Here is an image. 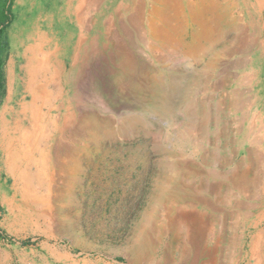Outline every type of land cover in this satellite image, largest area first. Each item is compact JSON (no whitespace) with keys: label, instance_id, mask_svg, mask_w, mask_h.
Wrapping results in <instances>:
<instances>
[{"label":"rangeland","instance_id":"obj_1","mask_svg":"<svg viewBox=\"0 0 264 264\" xmlns=\"http://www.w3.org/2000/svg\"><path fill=\"white\" fill-rule=\"evenodd\" d=\"M66 1L12 0L0 34V264H264V0H83L88 27L56 28ZM32 31L60 71L40 109ZM17 128L26 201L1 149Z\"/></svg>","mask_w":264,"mask_h":264},{"label":"bare ground","instance_id":"obj_2","mask_svg":"<svg viewBox=\"0 0 264 264\" xmlns=\"http://www.w3.org/2000/svg\"><path fill=\"white\" fill-rule=\"evenodd\" d=\"M83 1V0H82ZM81 4V3H80ZM77 12L75 13L76 16ZM78 18V17H77ZM79 20V19H78ZM36 39H35V37ZM25 39L22 41V44L28 41L36 40V42H33V44L29 45L28 47H24V52L22 53V59L24 63L23 67V75H24V87L25 90L28 92V94L31 97V100L28 103V108L34 109V108H42L41 106L46 105L45 100L49 99L50 96V88L53 89V87H56L57 85L60 86L61 81H58V77L60 76L59 69L55 66L56 62V55H57V49H51V39H47V36L44 33L38 32V31H32L28 32V34L25 36ZM77 39V38H76ZM81 38L79 39L77 43V50L81 43ZM15 43L18 44L16 41ZM46 45H50V48H46ZM15 46V45H14ZM18 47V46H17ZM57 47V46H56ZM15 48V47H13ZM19 49V48H18ZM17 53V52H16ZM21 54V53H20ZM30 54V55H29ZM15 57V56H14ZM20 57V56H19ZM17 57V59L19 58ZM21 61V60H20ZM17 63V62H16ZM19 63V62H18ZM61 66V65H60ZM18 68V67H17ZM12 69V67H11ZM63 69V68H62ZM21 72V71H20ZM21 75V74H19ZM19 75L17 77H19ZM18 79V78H17ZM20 79V78H19ZM16 81V80H15ZM18 81V80H17ZM21 81V80H20ZM19 84V83H18ZM22 86V85H21ZM18 88V87H17ZM15 89V88H14ZM57 89V88H56ZM55 89V90H56ZM59 90V89H57ZM9 91V90H8ZM24 91V90H23ZM55 92V91H54ZM58 92V91H56ZM62 92V89H61ZM21 93V92H20ZM25 93V92H24ZM26 94V93H25ZM62 94V93H61ZM15 98V97H14ZM27 98V97H26ZM60 98V97H59ZM8 99V97H7ZM24 99V98H23ZM28 99V98H27ZM26 100V99H25ZM49 101V100H48ZM51 101V100H50ZM52 102V101H51ZM49 103V102H48ZM47 103V105H48ZM6 104V103H5ZM63 105V104H62ZM5 106V105H3ZM9 106V105H8ZM24 106V105H23ZM6 107V106H5ZM4 107V108H5ZM26 105L24 106V108ZM62 107V106H61ZM23 108V107H22ZM59 108V107H58ZM57 108V109H58ZM13 110V109H12ZM25 110V109H24ZM42 110V109H41ZM51 110V109H50ZM4 111V110H3ZM11 111V110H10ZM23 109L21 110V112ZM19 112V111H18ZM34 112V111H33ZM9 113V112H7ZM63 115L64 122H67L69 117L68 113L67 115L64 113H61ZM5 116V115H4ZM11 116V115H10ZM45 116V115H44ZM55 116V115H54ZM6 117V116H5ZM33 117V116H32ZM9 118V117H8ZM48 118V117H47ZM46 118V120H47ZM52 118V117H51ZM57 119V118H56ZM7 120V119H6ZM21 120V119H20ZM58 125V123H57ZM13 127V126H12ZM16 127V126H15ZM32 128V127H30ZM29 128V129H30ZM57 128V127H56ZM4 129V128H3ZM2 129V130H3ZM19 131V128H17ZM28 129V130H29ZM1 130V131H2ZM10 130V129H9ZM14 131V128H13ZM17 131V130H16ZM31 131V130H29ZM44 131V130H43ZM51 131V129H50ZM53 131V130H52ZM58 131V130H57ZM12 132V131H10ZM35 132V131H34ZM33 132V133H34ZM36 133V132H35ZM34 133V134H35ZM47 133V132H46ZM54 133V132H53ZM52 133V134H53ZM10 134V133H9ZM32 134V133H31ZM30 134V135H31ZM8 135V134H7ZM39 135V133H38ZM11 136V135H10ZM26 135V133L19 131L18 135H14L12 139H9L10 141L8 143H4L5 146H2L1 149L3 150L5 157L7 160V167L9 170L8 173L11 174V177L14 178L15 183L17 181H22L23 186L20 191V195L22 196V199L24 201L30 198L32 195H34L37 191V189L34 188V182H35V175L34 171L32 172V166L34 165L32 160H28L29 156V148L32 146L33 143H31L32 140H30L29 136ZM42 136H44L42 134ZM38 138V137H37ZM47 138V137H46ZM54 138V136H53ZM4 141V140H3ZM40 143V142H39ZM46 143V141H45ZM47 144V143H46ZM2 145V144H1ZM41 145V143H40ZM43 147V146H42ZM49 147V145H48ZM45 149V148H43ZM1 151V150H0ZM36 150H34L35 152ZM43 151V150H42ZM45 152V151H44ZM47 152V151H46ZM50 157V156H49ZM40 158V157H39ZM48 158V156H47ZM27 159L28 162L24 163L23 161L19 162V165L12 164L11 161H17V160H23ZM50 160V159H49ZM47 161V160H46ZM50 162V161H49ZM47 163V162H46ZM66 163V161H65ZM49 164V163H48ZM47 165V164H46ZM57 165V164H55ZM65 165V164H64ZM39 166V165H38ZM41 166V165H40ZM49 166V165H48ZM52 166V165H51ZM6 167V166H5ZM47 168V166H46ZM35 169V168H34ZM53 170V169H52ZM38 171V170H37ZM36 173V172H35ZM55 174V173H54ZM3 175V174H2ZM1 175V176H2ZM6 175V174H5ZM47 175V174H46ZM52 175V174H51ZM54 177V176H53ZM52 177V178H53ZM50 177H48L49 179ZM13 180V181H14ZM53 180V179H52ZM6 182V181H5ZM14 183V182H13ZM12 183V184H13ZM38 183V182H37ZM19 184V183H18ZM48 184V183H47ZM50 184V183H49ZM48 184V185H49ZM53 184V183H52ZM22 185V184H21ZM17 186H15L16 188ZM19 187V186H18ZM41 187V186H40ZM8 189V188H7ZM55 189V188H54ZM7 191V190H6ZM12 191V190H11ZM9 194V193H8ZM15 195V194H14ZM18 195V194H17ZM40 196V194H39ZM44 196V195H43ZM46 196V195H45ZM20 197V196H19ZM4 198V197H3ZM41 198V197H40ZM30 201V200H29ZM32 203V202H31ZM25 205V204H24ZM30 205V204H29ZM34 207V205H33ZM24 209V208H23ZM35 209V208H34ZM49 212V211H48ZM48 218V217H47ZM256 261V260H255Z\"/></svg>","mask_w":264,"mask_h":264},{"label":"crops","instance_id":"obj_3","mask_svg":"<svg viewBox=\"0 0 264 264\" xmlns=\"http://www.w3.org/2000/svg\"><path fill=\"white\" fill-rule=\"evenodd\" d=\"M183 2L184 1L182 0V2H181L182 6L184 4ZM70 4L72 5V0L70 2L66 1V3L64 5L55 8L54 16L52 17V21H54L56 28L59 26H62L61 24L63 21L73 22L72 23L73 27H78V28H82V29L87 28L88 25L86 23L87 22L86 16H87V13L89 12L88 11L89 8H85V6H84L85 2L82 0H78V4H77L78 6L73 7V9H72ZM92 4L93 3L90 2V5H92ZM181 9H182V7H181ZM187 11H188V8H187ZM76 12H78V14H80V16H77V15L75 16ZM63 15H64V17H63ZM81 15H82V17H84L85 20H83V19L81 20ZM200 15H201V13H200ZM212 17H210V11H207V13L205 14V18L208 21L207 22L202 21V23H205V25L207 27L206 29L213 28V26L211 25V21L213 20ZM191 20L194 21V19L192 17H191ZM200 27L202 28L203 26H200Z\"/></svg>","mask_w":264,"mask_h":264},{"label":"trees","instance_id":"obj_4","mask_svg":"<svg viewBox=\"0 0 264 264\" xmlns=\"http://www.w3.org/2000/svg\"><path fill=\"white\" fill-rule=\"evenodd\" d=\"M11 10H12V0H0V34L4 29L11 23ZM2 60L0 58V68L2 65ZM1 78V71H0ZM29 240L23 243H28Z\"/></svg>","mask_w":264,"mask_h":264}]
</instances>
